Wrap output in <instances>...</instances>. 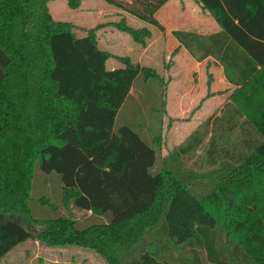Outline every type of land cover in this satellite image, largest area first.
Instances as JSON below:
<instances>
[{"label":"trees","instance_id":"16d2710c","mask_svg":"<svg viewBox=\"0 0 264 264\" xmlns=\"http://www.w3.org/2000/svg\"><path fill=\"white\" fill-rule=\"evenodd\" d=\"M49 1L0 0V260L33 240L91 250L107 264H264V0H195L219 30L171 31L196 61L219 63L234 87L237 107L220 118L241 137L219 154L215 137L208 141L200 166L216 175L206 195L176 172H150L155 138L112 130L135 77L155 71L116 56L122 65L107 69L112 54L98 48L99 25L76 36V25L53 19ZM65 1L75 10L82 0ZM103 1L162 29L155 13L168 0ZM116 27L141 45L150 35ZM204 134L179 144L180 165ZM36 162L59 175L64 206L108 213V222L79 229L70 216L34 217Z\"/></svg>","mask_w":264,"mask_h":264},{"label":"rangeland","instance_id":"374dc122","mask_svg":"<svg viewBox=\"0 0 264 264\" xmlns=\"http://www.w3.org/2000/svg\"><path fill=\"white\" fill-rule=\"evenodd\" d=\"M51 1L47 2V7L53 19L76 25L73 29L76 36H84L85 29L99 25L95 32L96 42L101 50L112 54L107 59V69L122 65L116 56L128 57L132 63L155 71L156 77L145 78L142 73L135 77L129 95L116 113L112 130L117 132L119 127L126 125L147 143H152L155 138V163L150 172L171 170L180 174L183 181L199 194H208L213 189L216 169L200 166L201 159L206 160L205 146L211 137H215L219 154L221 146L232 149L241 137L237 124L231 131H225L228 124L221 122L220 118L226 109L232 112L237 107L230 97L234 87L226 81L222 67L213 58L209 57L198 64L182 46L174 48L171 31L188 27L189 31L200 34L213 33L219 27L209 13L195 0H168L155 13L162 25L160 29L103 0H82L75 10L70 9L65 0ZM206 19L210 26L202 28L201 25L207 23ZM121 21L133 29L147 28L150 35L145 38L144 44L134 42L130 34L119 30L116 24ZM182 49L187 52L186 55L181 52ZM236 123L239 124V120ZM195 130L205 133L202 145L190 155L183 156V165H180L176 161L175 151ZM40 199L47 203H41ZM70 206L63 205L59 175L44 173L36 162L29 199V208L34 217L70 216L76 220L79 229L108 222L110 217L108 213L95 215ZM66 248L70 247L52 248L44 246L42 242L28 240L7 253L0 264L100 262L92 259L95 257L85 250L71 256V250Z\"/></svg>","mask_w":264,"mask_h":264},{"label":"crops","instance_id":"0c3cea01","mask_svg":"<svg viewBox=\"0 0 264 264\" xmlns=\"http://www.w3.org/2000/svg\"><path fill=\"white\" fill-rule=\"evenodd\" d=\"M57 1V0H56ZM51 3H55L54 1H51ZM161 8H163V7H161ZM160 10V9H159ZM158 10V11H159ZM157 14V13H156ZM126 16H128V15H126ZM157 16L158 15H156V18H157ZM172 16H173V14H172ZM200 20H203L202 18L200 19ZM207 20V23H204V22H202V23H204L203 25H201V27L202 28H207V27H209L210 26V23L208 22L209 20L208 19H206ZM175 22V21H174ZM213 24H214V22H213ZM216 26V25H215ZM172 27H174L175 28V26H174V23H172ZM176 29H178V28H176ZM176 29H172V30H176ZM181 29H183V28H181ZM184 30H190V29H188V27H184ZM217 30H219V28H216V30H215V32L217 31ZM170 31H168V33H169ZM171 36V35H170ZM164 41V38L162 37V42ZM98 45V44H97ZM172 46H174V48H180V46L178 45V42L172 37ZM100 46L98 45V48H99ZM100 49V48H99ZM103 50V49H102ZM181 52H183L185 55H186V51L184 50V49H182V51ZM209 58V57H208ZM208 58H205L204 60H207ZM196 63H200L201 64V61H197ZM107 64H108V60H106V67H107ZM112 68H115V66H110L109 67V69H112ZM71 207V206H70ZM76 210H78V208H75ZM83 211H85V210H83ZM86 212H89V213H91L90 211H86ZM92 214V213H91ZM75 220V219H74ZM76 221V220H75ZM105 223H107V222H105ZM98 224H101V223H98ZM27 242V241H26ZM26 242H24V243H26ZM44 246H46V245H44ZM70 248H66V249H69V250H71V256H73V254L74 253H77V252H81V251H83V252H90L95 258H93L92 257V259H94V260H99L100 262H96V264H107L105 261H104V259L103 258H101L96 252H94V251H91V250H87V249H83V248H77V247H72V246H69ZM63 249H65V248H63ZM63 249H61V250H63ZM85 250V251H84Z\"/></svg>","mask_w":264,"mask_h":264}]
</instances>
